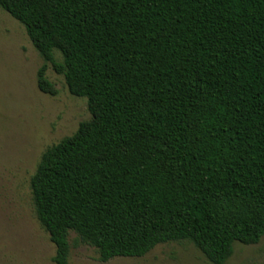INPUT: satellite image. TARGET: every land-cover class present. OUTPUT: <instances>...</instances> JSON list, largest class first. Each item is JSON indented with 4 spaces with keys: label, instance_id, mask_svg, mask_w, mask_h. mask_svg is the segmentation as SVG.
Returning <instances> with one entry per match:
<instances>
[{
    "label": "trees",
    "instance_id": "trees-1",
    "mask_svg": "<svg viewBox=\"0 0 264 264\" xmlns=\"http://www.w3.org/2000/svg\"><path fill=\"white\" fill-rule=\"evenodd\" d=\"M91 114L47 147L34 210L104 262L188 240L212 264L264 236V0H0ZM57 50L61 60H57Z\"/></svg>",
    "mask_w": 264,
    "mask_h": 264
},
{
    "label": "rangeland",
    "instance_id": "rangeland-1",
    "mask_svg": "<svg viewBox=\"0 0 264 264\" xmlns=\"http://www.w3.org/2000/svg\"><path fill=\"white\" fill-rule=\"evenodd\" d=\"M54 56L61 60L57 50ZM43 63L23 25L0 8V264H54L55 246L36 217L30 177L43 151L91 116L86 98L70 94L50 63L45 76L57 93L37 88L36 72ZM68 242V264H212L188 240L104 262L75 232H69ZM225 264H264V236L255 244L235 243Z\"/></svg>",
    "mask_w": 264,
    "mask_h": 264
}]
</instances>
